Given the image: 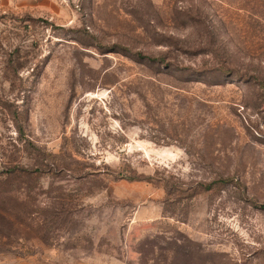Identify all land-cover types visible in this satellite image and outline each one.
I'll return each instance as SVG.
<instances>
[{
	"label": "rangeland",
	"instance_id": "1",
	"mask_svg": "<svg viewBox=\"0 0 264 264\" xmlns=\"http://www.w3.org/2000/svg\"><path fill=\"white\" fill-rule=\"evenodd\" d=\"M264 264V0H0V264Z\"/></svg>",
	"mask_w": 264,
	"mask_h": 264
},
{
	"label": "trees",
	"instance_id": "2",
	"mask_svg": "<svg viewBox=\"0 0 264 264\" xmlns=\"http://www.w3.org/2000/svg\"><path fill=\"white\" fill-rule=\"evenodd\" d=\"M190 264H199L196 260H190ZM209 264H216L214 261H210Z\"/></svg>",
	"mask_w": 264,
	"mask_h": 264
}]
</instances>
